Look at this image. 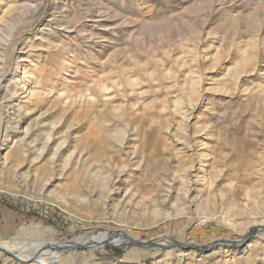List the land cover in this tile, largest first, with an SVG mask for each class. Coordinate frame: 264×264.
Segmentation results:
<instances>
[{
    "label": "rangeland",
    "instance_id": "rangeland-1",
    "mask_svg": "<svg viewBox=\"0 0 264 264\" xmlns=\"http://www.w3.org/2000/svg\"><path fill=\"white\" fill-rule=\"evenodd\" d=\"M0 77L2 236L99 244L42 264H264V0H0Z\"/></svg>",
    "mask_w": 264,
    "mask_h": 264
},
{
    "label": "bare ground",
    "instance_id": "bare-ground-1",
    "mask_svg": "<svg viewBox=\"0 0 264 264\" xmlns=\"http://www.w3.org/2000/svg\"><path fill=\"white\" fill-rule=\"evenodd\" d=\"M242 72H243V70L240 67V73H242ZM8 75H10V74H8ZM29 79L30 78H27V80H29ZM2 90L6 91V90H8V88L5 86V78L3 79V77L2 78L0 77V92ZM91 104H93V103H91ZM191 107L192 106L189 105V107H188L189 110L191 109ZM17 114L19 115V113H16V115ZM186 117L187 116L184 115V118H186ZM10 120H11L10 116L3 115V113L0 112V127H1V124H4V123L8 125V122ZM202 156H203V153L201 152L200 153V159H202ZM201 166H202V164L200 162V167ZM113 180H114V177L108 178L105 185L108 186ZM187 181H188V179H186V182ZM185 192L187 195V190H185ZM244 197L246 200L252 202V205H254L253 209L256 211L257 214L260 215V218H261L260 221H256V222L252 221V222L248 223L245 226V228H246V230L250 229V233H252V234H253V232L258 234L264 230V207H262L260 205H256L255 201H253L254 197L251 195V193H249V191L244 192ZM186 203H187V205L188 204H196V206H198V207L201 206V204L199 202L193 203V202L186 201ZM211 209L213 210V208H211ZM209 213H211V211H209ZM233 216H236V214H233ZM225 217L227 218V216H225ZM240 218H241V216H240ZM241 221L243 222V219H241ZM44 228L45 227L42 224H37V225L30 224L28 226H22L15 233L16 234L15 237H11V236L4 237L0 233V264H27V262L29 260H33L34 264H42L44 262H50L52 259H54V260L58 259L60 261L64 258L66 259L67 257H68V259H69V257L71 258L72 254L74 253L73 252L74 250L71 251V248H73L74 246L76 247L81 243L87 244L88 246H98L99 245V244H97V242H94L92 244L89 242L86 243V241H83L82 238H78V237L73 239L72 242L68 241L67 242L68 245L63 241H60V243H58L56 245L54 242H58V241L49 240L47 238L48 237L47 235L42 234L43 233L42 231H44L42 229H44ZM46 231L50 232L52 230L47 229ZM86 234H88L90 236L89 238L91 240H94V239L100 240L102 237H105L104 241H108L109 238H114L116 240L115 244H118L119 246H123L125 248H126V246L130 245V242L132 243V237L129 235L128 231H123L122 233H119V234L115 233V235H114L115 237H112V235H109V233H99L98 231L96 232V230L93 228L92 230L86 231V233L84 235H86ZM261 235H264V234L261 233ZM8 240H10V241H8ZM242 240H244L243 237L240 238V241H242ZM165 241H166L165 239L155 240V241H151L149 244H151V245H162V244L166 243L167 241L170 242V240H168V239L166 242ZM61 242H63V243H61ZM135 242L143 243L144 241H141L139 239V240H135ZM221 242L222 243H219L220 245L225 244L226 248L231 247V246H229V244H230L229 240L227 241L224 239ZM54 246L60 247V249L61 248L65 249V250H63L61 257L60 256L56 257L54 255L53 256L51 255L50 256L51 258L46 257L44 254V252H45L44 250L51 252V250L49 248H52ZM190 246H193V245L187 244V248H190ZM156 250H158V247L156 248ZM179 251H182V250H179Z\"/></svg>",
    "mask_w": 264,
    "mask_h": 264
}]
</instances>
